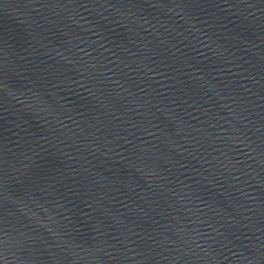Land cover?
Masks as SVG:
<instances>
[{"label":"water","instance_id":"95a60500","mask_svg":"<svg viewBox=\"0 0 264 264\" xmlns=\"http://www.w3.org/2000/svg\"><path fill=\"white\" fill-rule=\"evenodd\" d=\"M0 264H264V0H0Z\"/></svg>","mask_w":264,"mask_h":264}]
</instances>
